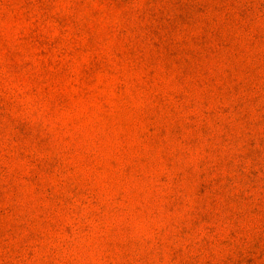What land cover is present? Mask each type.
I'll return each instance as SVG.
<instances>
[{
	"label": "rangeland",
	"instance_id": "1",
	"mask_svg": "<svg viewBox=\"0 0 264 264\" xmlns=\"http://www.w3.org/2000/svg\"><path fill=\"white\" fill-rule=\"evenodd\" d=\"M0 264H264V0H0Z\"/></svg>",
	"mask_w": 264,
	"mask_h": 264
}]
</instances>
